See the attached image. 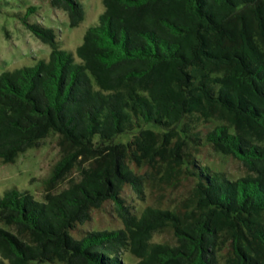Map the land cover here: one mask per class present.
Masks as SVG:
<instances>
[{"label":"trees","instance_id":"obj_1","mask_svg":"<svg viewBox=\"0 0 264 264\" xmlns=\"http://www.w3.org/2000/svg\"><path fill=\"white\" fill-rule=\"evenodd\" d=\"M49 1L83 22L78 0ZM34 12L23 22L51 53L0 74V161L51 133L63 155L44 202L0 194V264H264V0H104L73 53ZM108 206L119 227L81 228Z\"/></svg>","mask_w":264,"mask_h":264},{"label":"rangeland","instance_id":"obj_2","mask_svg":"<svg viewBox=\"0 0 264 264\" xmlns=\"http://www.w3.org/2000/svg\"><path fill=\"white\" fill-rule=\"evenodd\" d=\"M78 1L85 11L84 20L78 27H71L68 12L62 8L52 7L49 0H0V74L24 65L32 66L33 59H47L51 53V47L28 30L23 22L24 12L30 7L35 8L29 19L30 22L55 28L61 39L60 47L73 53L82 44L87 30L98 23L99 16L104 12V0ZM134 135L133 132L123 135L117 139V143H127L134 138ZM59 140V135L51 133L40 142L39 146L21 153L15 162L5 164L0 161V194L18 187L29 191L37 201L44 202L49 192V179L53 175L54 165L63 155ZM202 158L216 170L225 171L233 178L239 177L244 172L242 165L236 160L221 156L210 148L202 152ZM79 161L74 162L61 173L50 188L52 192L58 193L66 188L70 181L78 179ZM184 188V185L182 188L180 186L176 194L180 195ZM128 196L132 198L131 204L138 211L150 203L148 197L138 199L132 191L128 192ZM111 210L110 206L97 210L90 225L81 228L92 230L119 227L121 224L112 217ZM0 226L3 225L0 223ZM124 258L133 264L137 262L129 253H125Z\"/></svg>","mask_w":264,"mask_h":264}]
</instances>
